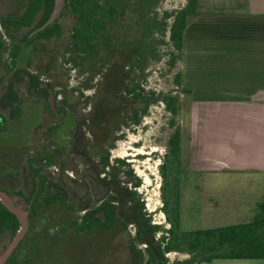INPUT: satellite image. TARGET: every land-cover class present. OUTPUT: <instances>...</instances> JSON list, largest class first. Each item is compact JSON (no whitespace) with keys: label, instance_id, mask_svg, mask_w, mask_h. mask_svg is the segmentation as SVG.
<instances>
[{"label":"flooded vegetation","instance_id":"obj_1","mask_svg":"<svg viewBox=\"0 0 264 264\" xmlns=\"http://www.w3.org/2000/svg\"><path fill=\"white\" fill-rule=\"evenodd\" d=\"M67 3L43 28L55 0H0V137H8L0 142V191L27 215L5 264H173L165 251L168 233L147 212L133 161L113 157L123 129L140 125L130 119V89L147 92L146 69L133 56L136 48L93 51L89 59L82 52L77 66L68 62V40L79 24ZM122 11L128 29L130 13L136 21L146 18L132 0ZM56 24L59 33L48 31ZM125 35L129 45L132 34ZM0 204L14 216L0 217L2 254L22 222ZM69 237H85L91 250L59 252Z\"/></svg>","mask_w":264,"mask_h":264},{"label":"crops","instance_id":"obj_2","mask_svg":"<svg viewBox=\"0 0 264 264\" xmlns=\"http://www.w3.org/2000/svg\"><path fill=\"white\" fill-rule=\"evenodd\" d=\"M196 13L182 73L192 118L204 120L192 128L193 166L264 177V0H198ZM228 211L243 218L239 224L251 222L264 213V196L238 197Z\"/></svg>","mask_w":264,"mask_h":264},{"label":"trees","instance_id":"obj_3","mask_svg":"<svg viewBox=\"0 0 264 264\" xmlns=\"http://www.w3.org/2000/svg\"><path fill=\"white\" fill-rule=\"evenodd\" d=\"M120 3L113 4L112 2ZM136 5L140 4L145 9L143 16L145 19L136 21L132 16L129 29L125 26V16L122 11L131 0H68L66 11L76 19L78 27L73 30L68 40L70 56L68 62L78 65L77 58L80 53L85 52L84 58L89 59V54L93 51H134L133 54L137 62H141V70L145 71L147 62L151 58H158L157 45H155V34L157 30L167 36L175 49L170 55L172 59L170 66L175 67L183 52L185 44V31L196 16L198 0H186L182 9L171 14L166 12L163 19L159 21V16L154 13V6L163 0H132ZM37 9V5H34ZM135 9L132 10L134 12ZM121 15V16H119ZM139 16V12L135 14ZM103 17L104 20L98 17ZM120 17V18H119ZM173 18L169 25L168 21ZM114 23V28L111 24ZM60 31V26L52 25L48 31ZM121 28V29H120ZM131 33L130 44L126 45L127 36ZM163 42V41H162ZM157 43V42H156ZM136 45V47L134 46ZM130 47V49H128ZM87 57V58H86ZM176 82L182 86L183 75L180 73L176 77ZM130 89L133 96L131 101L130 119L135 124H141V117L146 115L150 107L158 102L165 104L166 109L176 116L179 112V99L171 94L162 95L155 92H145L141 86ZM139 90V91H138ZM137 91V92H136ZM186 93L190 91L185 89ZM182 130L176 129L169 140V155L162 165L164 211L170 224L165 240L166 252H177L188 254L190 257L183 261H176L173 264H203L212 263L215 260H264V213L257 215L251 222L222 227L196 229L190 231L181 230L182 200H181V170L179 164L182 160ZM171 165V166H170ZM172 166H177L176 172ZM180 168L181 165H180ZM171 176V177H170ZM169 187L170 195L166 196V189ZM0 217L14 216L0 204ZM12 219V220H13ZM13 223V222H12ZM168 239V241H166ZM11 264V262L9 263Z\"/></svg>","mask_w":264,"mask_h":264},{"label":"rangeland","instance_id":"obj_4","mask_svg":"<svg viewBox=\"0 0 264 264\" xmlns=\"http://www.w3.org/2000/svg\"><path fill=\"white\" fill-rule=\"evenodd\" d=\"M130 4V2H127ZM186 0H163L154 6V13L159 16V21L163 19L166 12L174 14L184 7ZM171 18L168 23H172ZM164 34L157 30L155 34V45L157 55L147 62L145 79V91L156 94L177 96L179 99V112L173 116L164 103L158 102L150 107L142 123L136 128L123 129L124 138L118 142L113 157L131 159L135 170V175L141 180L139 189L145 200L147 212L153 215L154 222L166 233L170 228L164 207L165 193L162 176V165L169 155V140L176 131L182 130V160L179 164L181 170V200L182 219L181 230L190 231L196 229L212 228L227 224H239L243 218L239 214L226 211L228 204L238 202V197L244 195L259 198L264 196V177L260 175H250L247 173H237L231 171H200L193 166V147L191 144V134L194 124L203 125L204 120L193 119V105L189 98V93L185 92V86L176 82V77L183 71V52L180 55L176 66L171 67V52L175 49L169 40V34ZM163 41V42H162ZM157 42V43H156ZM25 53L20 54V65L24 64ZM69 66L65 69L69 70ZM70 86L76 87L78 82L73 71L70 72ZM70 88V87H69ZM90 94V93H88ZM209 106V105H208ZM201 111V110H200ZM2 138L0 137V142ZM4 140H8L6 137ZM2 140V141H4ZM5 142V141H4ZM180 165L182 168H180ZM171 166V165H170ZM177 166H172L176 172ZM171 177V176H170ZM169 187L166 189V196L169 197ZM212 199L214 205L210 204ZM212 202V201H211ZM85 237H69L63 242L60 248L61 253L78 254L91 250V246ZM49 253V250H47ZM188 254L171 252L167 255L170 263L188 259ZM64 263V262H63ZM237 264L238 260H215L212 263L203 264Z\"/></svg>","mask_w":264,"mask_h":264},{"label":"water","instance_id":"obj_5","mask_svg":"<svg viewBox=\"0 0 264 264\" xmlns=\"http://www.w3.org/2000/svg\"><path fill=\"white\" fill-rule=\"evenodd\" d=\"M65 3H66V0H55V6H54L53 13H52L49 21L45 24V26L43 28H46L47 26H49L50 24L55 22L56 19H58V17L61 14V11H62L63 7L65 6ZM0 200L3 202V204L9 210H11L13 213L17 214L20 217L21 222H22L21 231L18 233V235L16 236V238L14 239L12 244L8 247V249L5 250L2 254H0V264H5L7 259L12 254L13 250L18 245V243L20 242L23 234L26 231V228H27V215L20 208H16L14 206V204L12 203V201L10 200V198L2 191H0Z\"/></svg>","mask_w":264,"mask_h":264}]
</instances>
